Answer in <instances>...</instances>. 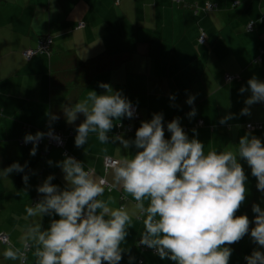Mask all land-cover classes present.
<instances>
[{
    "label": "crops",
    "instance_id": "0c3cea01",
    "mask_svg": "<svg viewBox=\"0 0 264 264\" xmlns=\"http://www.w3.org/2000/svg\"><path fill=\"white\" fill-rule=\"evenodd\" d=\"M235 2L240 5L233 7ZM208 4L214 8L206 9ZM251 23L252 29L248 26ZM202 32L206 38L200 42ZM42 36L53 41L51 55L25 60L22 53L36 48ZM258 58L262 61L256 63ZM227 74L235 75V80L226 83ZM253 77L264 82V0H0V171L14 162L28 165L25 173L0 175V233L10 241L9 246L0 244V264H22L26 249L24 264H35L36 245L28 241L25 248L23 238L41 218L27 217L25 208L39 202L41 195L36 188L49 175L55 176L53 184L65 187L63 173L55 166L65 153L80 161L94 179L107 182L104 195L98 199L112 197L110 207L135 211V201L115 184L113 168L106 170L104 163L106 157L121 160L135 155L136 149L125 150L119 141L101 144L95 134L77 148L75 129L85 118L80 114L74 123H68L64 105L79 102L89 91L105 94L98 85L108 84L114 92L122 91L141 116L140 121H114L110 137L123 134L124 139H134L135 133L115 125L138 128L154 113H163L165 127L180 117L190 140L196 129L195 138L205 145L207 154L234 149L247 133L264 143V103L252 105L250 115H240L251 93L240 94L239 89L247 87ZM172 95L174 101L170 100ZM190 95L195 96L193 106L186 103ZM192 107L196 115L189 119ZM47 114L59 119L50 125ZM230 114L234 118L220 124ZM198 122L203 125L198 126ZM249 123L263 126L248 131ZM49 126L66 136L64 148H49L44 137L37 154L30 156L33 146L23 147L20 140L26 134L46 133ZM170 135L165 130V139ZM49 160L53 161L51 166ZM239 162L247 176V192L237 216L254 199L257 189L249 166ZM24 174L30 177L27 191ZM49 221L43 217V228ZM127 231L121 244L127 253L120 264H173L138 245L141 220L133 217ZM230 247L229 264H246ZM9 248L22 258L6 259L4 252ZM259 250L264 252V248ZM129 255L134 257L131 262Z\"/></svg>",
    "mask_w": 264,
    "mask_h": 264
},
{
    "label": "clouds",
    "instance_id": "9594fccd",
    "mask_svg": "<svg viewBox=\"0 0 264 264\" xmlns=\"http://www.w3.org/2000/svg\"><path fill=\"white\" fill-rule=\"evenodd\" d=\"M98 87L105 94L89 91L79 102L64 105L63 114L70 124L80 114L85 118L75 129L77 148L88 142L90 134H95L101 144L119 141L125 150L136 149L135 155L111 161L115 184L135 201V211L130 213L124 206L110 207L114 203L112 197L98 199L104 195L107 182L97 181L80 161L65 156L55 164L63 173L65 187L53 184L55 176L49 175L36 188L41 195L39 202L25 208L27 217L41 218L27 229L23 238L25 248L29 247L28 241L36 245L35 264H120L127 253L121 244L129 234L133 217L143 224L138 245L153 250L161 261L229 264L233 253L230 245L250 235L258 247L244 257L246 264H264V252L259 250L264 248V209L254 203L251 221L246 214L236 215L247 192V176L240 160L247 163L257 180V190L264 194L261 139L247 133L234 149L210 150L205 154V145L195 138L196 129L192 130L194 136L190 140L181 127L180 117L166 124L171 135L165 139L163 113H154L150 121H142L134 139H124L123 134L110 137L114 121L133 118L134 109L122 91L114 92L104 83ZM246 91L251 95L244 101L242 116L251 114L252 105L264 103V82L253 77L247 81V87L239 89L240 94ZM175 98L170 96V100ZM194 101L195 96L190 95L186 103L193 106ZM47 115L50 125L59 119L55 114ZM195 115L196 109L192 107L187 117L192 119ZM232 118L234 114L227 115L220 124ZM45 136L61 142L51 126L47 133L26 134L24 143L33 145L30 156L37 154L38 142ZM47 163L51 166L53 161ZM27 167V162H14L0 175L25 173ZM29 178L28 174L22 176L25 191ZM45 216L50 218L47 228L42 226ZM250 224L254 225L251 230ZM4 256L10 260L22 258L11 248ZM133 259L129 255L130 262Z\"/></svg>",
    "mask_w": 264,
    "mask_h": 264
},
{
    "label": "trees",
    "instance_id": "16d2710c",
    "mask_svg": "<svg viewBox=\"0 0 264 264\" xmlns=\"http://www.w3.org/2000/svg\"><path fill=\"white\" fill-rule=\"evenodd\" d=\"M240 2H235L234 4H233V7H236L238 4H239ZM240 5V4H239ZM84 24V23H83ZM253 23H251V24H249L248 26H250L251 28L250 29H252L253 27V25H252ZM82 28V27H81ZM249 28V27H248ZM204 35V36H203ZM201 36L202 37H204V39H203V41L205 40V38H206V34H205V32H202L201 33V35H200V37H199V41H200V39H201ZM44 37H49L50 38V36H42V37H40L39 38V40H38V44H37V46H36V48L38 47V45H39V41H40V39H42V38H44ZM202 41V42H203ZM201 42V41H200ZM53 46V45H52ZM36 48H34V49H36ZM25 52V51H24ZM23 52V53H24ZM23 53H22V55H23ZM52 53V52H51ZM38 55H44V56H47V57H49L50 55H48V54H37V55H35V56H38ZM34 56V57H35ZM24 57V56H23ZM34 57H32V58H34ZM31 58V59H32ZM24 59L25 60H27L25 57H24ZM31 59H29V60H31ZM262 61V59L261 58H258L257 59V61H256V63H258V62H261ZM235 78H236V76L235 75H231V74H227V75H225V77H224V80H225V82L226 83H230V82H232L233 80H235ZM140 121V120H139ZM249 126H251V127H253V129H255V130H260V129H262V126H263V124L262 123H249V124H247L246 125V129H249L248 131H251L250 130V128H249ZM165 130H167V128L165 127ZM185 131V130H184ZM58 132H60V131H58ZM47 133V132H46ZM62 133V132H61ZM63 134V133H62ZM21 140H23V139H21ZM20 140V144H21V146H23V147H30V146H33L32 144H28V145H26V144H24V141H21ZM46 143H47V140H46ZM56 149H60V148H56ZM63 149V148H62ZM259 204L260 205V207L262 208V209H264V194H261V192L260 191H258L257 189H256V193H255V196H254V199L251 201V203L244 209V211L242 212V214L241 215H247L248 217H249V220L251 221L252 219H253V217H254V213L252 212V205L253 204ZM254 225H252V224H250V230H251V227H253ZM1 234H5V233H0V235ZM6 235V234H5ZM7 236V235H6ZM8 237V236H7ZM8 245H3L1 242H0V244L1 245H3V246H9L10 245V241H9V238H8ZM142 247V249L143 250H147L148 248H146V247H143V246H141ZM232 247L234 248V250L236 251V252H238V254L241 256V257H245V256H247L248 255V252L249 251H251L252 249H254L255 247H257V245H255V244H253L252 243V241H251V239H250V235H246L241 241H239L238 243H235V244H233L232 245ZM150 251H152L153 253H154V251L153 250H150ZM27 253V249L24 251V253H23V261H22V264H24L25 263V257H26V253ZM155 254V253H154Z\"/></svg>",
    "mask_w": 264,
    "mask_h": 264
},
{
    "label": "built area",
    "instance_id": "2783aa9c",
    "mask_svg": "<svg viewBox=\"0 0 264 264\" xmlns=\"http://www.w3.org/2000/svg\"><path fill=\"white\" fill-rule=\"evenodd\" d=\"M176 1H177V2H180L181 0H176ZM195 7H197V5H196ZM205 8H206V9H209V10H212L214 7H213L212 4H208ZM79 26H80V27H83L84 24L81 23ZM203 36H204V35H203ZM203 39H204V37L201 36L200 41L202 42ZM52 45H53V41H52V39L49 38V37H44V38L40 39V41H39V45H38V47H37L36 49H30V50L25 51V52L23 53V56H24L27 60H29V59H31L32 57H34L35 55H37V54H48V55H50V54H51V50H52ZM133 109H134V116H133V118H131V119H133V120H135V121H139L141 116H140V114L138 113L137 108L133 107ZM120 125H122V124H120ZM197 125H198V126H202L203 123H202V122H198ZM140 126H141V124L139 125V127H140ZM139 127H138V128H139ZM138 128H134V127H132V126L124 127L123 125H122V126H119V129H120L121 131H125V132H127V133H131V134L135 133L136 130H137ZM249 128H250V130L253 129V127H251V126H249ZM54 134H55L56 136L60 137V141H61V142L58 143L57 141H55V140H53V139H51V138L45 136V140H47V145H48V147H49V148H64V146H65V142H66V139H67L66 136H65L64 134H62L61 132H58V131H54ZM38 143H39V142H38ZM24 144H25V143H24ZM28 144H31V143H28ZM28 144H26V145H28ZM65 155H66V156H71V155H69V154H67V153H65ZM71 157H73V156H71ZM111 161H118V160L111 159V158H109V159H105V163H104V165H105V169H106V170H108L109 168H112ZM105 185H106V184H105ZM0 242H1L3 245H8V244H9V243H8V237H7L5 234H1V235H0Z\"/></svg>",
    "mask_w": 264,
    "mask_h": 264
}]
</instances>
